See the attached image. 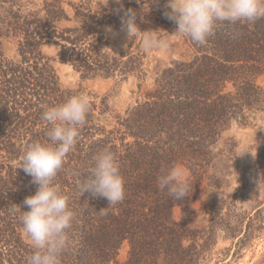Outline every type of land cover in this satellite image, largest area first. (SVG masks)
<instances>
[{
    "label": "trees",
    "instance_id": "obj_1",
    "mask_svg": "<svg viewBox=\"0 0 264 264\" xmlns=\"http://www.w3.org/2000/svg\"><path fill=\"white\" fill-rule=\"evenodd\" d=\"M94 5L96 0H0V264H26L32 252L19 213L10 207L27 211L22 202L37 188L19 162L28 144L47 141L50 125L41 106L77 94L91 98V110L55 180L75 213L61 264H225L256 241L263 250L254 264H264V183L258 187L257 181L255 197L243 193L242 180L232 187L236 146L222 140L232 122L247 126L264 114V88L257 82L264 75V18L218 25L200 46L171 35L177 26L164 16V5L149 2L136 23L141 32L158 26L176 56L153 65L138 37L120 52L109 50L101 29H120L124 12L109 23ZM73 20L76 25L63 26ZM48 43L59 47L56 57L81 79L134 77L131 102L117 112L108 105L112 91L98 97L64 89L43 53ZM148 80L151 85H144ZM104 146L116 153L124 178L125 197L114 206L89 192L79 195V182ZM177 166L190 185L180 200L158 186V177ZM251 169L257 180L264 176V137ZM175 207L179 220L172 217ZM219 237L230 245L215 251Z\"/></svg>",
    "mask_w": 264,
    "mask_h": 264
},
{
    "label": "clouds",
    "instance_id": "obj_2",
    "mask_svg": "<svg viewBox=\"0 0 264 264\" xmlns=\"http://www.w3.org/2000/svg\"><path fill=\"white\" fill-rule=\"evenodd\" d=\"M115 2L120 4L121 0ZM144 6L145 3L142 12H149L148 3L147 12L143 11ZM164 8V16L177 26L171 35L188 38L200 46L205 45L208 38L214 35L218 25L254 23L264 18V0H167ZM136 21L137 12L127 9L121 17V31L129 39L140 37L146 52L169 51L167 38L161 37L158 30L141 32ZM107 31L110 32L111 28ZM41 107L42 119L50 125L45 134L47 141L28 144L19 162V168L31 177V182L37 188L34 195L26 197L22 202L27 206V211H21V206L16 204H12L10 210L14 215L19 213V224L32 247L26 264H61V256L71 243L69 231L75 213L69 207V197L55 180L67 154L75 148L79 130L86 123L91 110V98L77 94L61 104H45ZM262 181L264 176L259 178L258 187ZM78 186L80 196L89 192L93 197L106 198L109 206L123 201L124 178L118 157L109 146H104L94 155L88 175ZM158 186L177 200L185 198L190 188L185 171L179 166L161 174ZM105 210L102 209L100 213L106 214Z\"/></svg>",
    "mask_w": 264,
    "mask_h": 264
},
{
    "label": "rangeland",
    "instance_id": "obj_3",
    "mask_svg": "<svg viewBox=\"0 0 264 264\" xmlns=\"http://www.w3.org/2000/svg\"><path fill=\"white\" fill-rule=\"evenodd\" d=\"M69 1V0H64ZM72 3H75L77 0H70ZM139 2V0H138ZM157 3L159 6L164 5L167 0H140V3H137V0H121L120 4H117L115 0H96L97 5H94L96 10L102 12L107 18L105 22L112 23L110 18H116L120 13L128 9L127 6H130L133 11L138 12L142 11L140 5L145 3L143 11H147V3ZM121 6L122 9L121 10ZM133 6H136L135 9ZM66 9L69 11L71 17L74 15V11L68 6ZM77 24L76 20H73L72 23H65L63 26H74ZM108 28H111V31H107ZM159 27L150 24L148 31L160 30ZM101 34L109 40V50L113 53L120 52L126 49L129 44V39L125 32L120 29H116L113 24L103 25L101 29ZM141 39L138 37L136 44L140 43ZM142 47V45H141ZM59 50V47L53 43H48L43 47V53L53 60L52 65L58 75L60 85L67 90L78 91L83 88L88 92L98 95V97H105L108 95V92H111V96L108 100V105L112 110L117 112L123 111L126 106L131 102V92L135 91L136 85L138 84L137 80L134 77H130L125 81L118 82L113 79H81L79 75L66 63L61 62L56 54ZM148 60L153 61V65H165L170 59L176 58L170 54V50L165 51H148ZM9 56L12 55L11 52L8 53ZM258 84L264 88V75L257 80ZM144 85H151V81H146ZM109 121L110 119L107 118ZM264 137V114H257L254 120L251 121L250 125L242 126L236 122H232L230 127L222 134L223 143L234 144L235 148V165H234V178L231 180L232 187H237L240 185L241 180L244 182L245 187L243 193L250 192L252 195L256 194V185L257 180L254 175L251 165L256 161V156L260 150V147L263 143ZM186 174V173H185ZM187 177V174H186ZM264 183V181H263ZM207 199V193L204 197ZM172 217L174 220L180 219L179 208L175 207L172 210ZM262 244L260 241L254 242L252 247H248L241 252L240 257H235L232 260L228 259L225 264H254L259 258L260 253L262 252ZM230 243L228 241H223L219 237L215 251L221 250L223 248L229 247ZM125 248L122 247L120 251L119 258L124 259Z\"/></svg>",
    "mask_w": 264,
    "mask_h": 264
}]
</instances>
